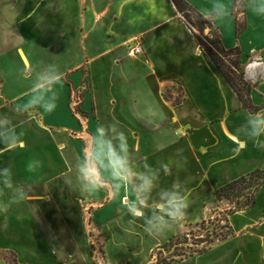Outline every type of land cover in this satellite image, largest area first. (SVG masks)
<instances>
[{"label":"crops","instance_id":"0c3cea01","mask_svg":"<svg viewBox=\"0 0 264 264\" xmlns=\"http://www.w3.org/2000/svg\"><path fill=\"white\" fill-rule=\"evenodd\" d=\"M18 1L24 3L11 7L10 28L0 27L2 34H17L11 43L0 41V264H149L158 247L205 220L218 189L264 171V145L253 144L250 113L170 0ZM185 1L212 18L226 49L239 48L245 79L254 86L251 104L264 112V0H243L246 29L238 38L235 0ZM30 17L44 18L46 34L59 32L53 43L59 51L48 63L58 70L48 69L49 75L37 74L28 44L19 39L34 34V21L21 22ZM136 45L142 53L129 58ZM70 48L79 54L72 67ZM5 57L16 71L6 68ZM83 69L89 96L79 97L80 109L91 111L89 125L71 106L81 94ZM49 77L56 81L47 83ZM121 131L132 171L111 189L106 142L119 150ZM93 152L107 183L82 193L78 170ZM141 176L153 181L148 194L138 191ZM169 192L189 204L183 227L172 222L163 236H150L146 219L163 215L158 205ZM137 200L143 219L127 210ZM229 225L230 238L176 264H264V184L249 208L229 216ZM91 237L102 243L100 259L91 254Z\"/></svg>","mask_w":264,"mask_h":264},{"label":"rangeland","instance_id":"374dc122","mask_svg":"<svg viewBox=\"0 0 264 264\" xmlns=\"http://www.w3.org/2000/svg\"><path fill=\"white\" fill-rule=\"evenodd\" d=\"M20 3L21 4H19L18 0H0V27L10 28L13 22V19L11 17L13 11L11 10V7L12 6L14 7V5L16 6L22 5L24 2L20 1ZM21 19L22 18H20L19 20L21 21ZM42 20H44V18L42 17L23 18L21 22L22 24H24L25 27L28 26L29 23L34 21L36 25V29H35L34 34L33 33H30V34L20 33L19 39L20 40L22 39L23 41H25V43L28 44L26 45L24 49L28 53H31L33 55V58H35V62L37 66L35 70L37 74H39L40 72L42 75L43 74L49 75L48 69L52 70V72L55 70H58V69L53 68L54 66L52 67L49 66V64L51 63L52 59L54 60L55 55H56L55 52L59 51V49H57L55 45L53 44L56 40L59 41V34H58L59 32L53 31L51 34H46L47 29L45 27L43 28V26L41 25ZM207 34H208V30H205L204 35H207ZM16 36L17 34L11 31V29H9L5 32V34L0 33V41L5 40L11 43L13 42V40L16 39ZM73 37L74 35L71 34V36H69V41L70 40L72 41ZM32 46H35V47H32ZM67 56H68L67 60L69 62L68 67L73 66V63L71 64L72 61H76L77 58H78L77 61L79 60V54L78 52H76L75 49H71V48L68 49ZM62 60H64V58H62ZM4 63L6 65V68H8L9 70L14 69V71H16L15 65H13L12 62L11 63L8 62L6 57H5ZM81 74H82L81 75L82 76V79H81L82 89H80L79 91L81 92V94L75 95L77 99L78 97H80L81 99H84L89 96L88 76L84 69L82 70ZM174 89L177 91L178 87L174 86ZM73 99L75 100V98ZM74 109H75V112L74 113L72 112L73 116H75L78 120L86 121V119H89L87 121V125H89L91 121L90 118L92 116L91 111L83 112L81 111L80 106ZM75 114L78 116H76ZM247 193L248 191L243 192L241 196L236 199L233 198V199H230L229 201L222 200L220 202L216 201L215 203H213V208L211 209L210 213L207 215L205 220L189 228L182 229L179 233L173 236V242L169 246L163 247L161 245L160 249L155 252L152 262L149 264H157V262H169V260L171 259L180 260L178 257L179 255H188L192 251H195V250L198 251L203 248L208 249L214 246L215 244L225 241L228 238H230L229 233L231 231H229V228L231 230L232 228L228 224L229 216L227 215L233 212L234 209L238 210V209H241V207L247 206L249 208L251 206L250 205L251 198H248L249 196ZM226 220H228V222H226ZM91 241L97 243V239H93L92 237L90 238V242ZM100 242H98L96 245L98 246L99 244H102ZM208 242L212 243L210 244V247H209ZM101 250H102L101 246L97 247V249H95L94 252L92 251L91 253L92 256L97 259H100ZM195 255H198V254H195ZM142 258H143V255L137 256L136 258H134V260L136 261V263H139V261H141ZM186 258H183L182 260ZM8 260H12V257L9 256Z\"/></svg>","mask_w":264,"mask_h":264},{"label":"trees","instance_id":"16d2710c","mask_svg":"<svg viewBox=\"0 0 264 264\" xmlns=\"http://www.w3.org/2000/svg\"><path fill=\"white\" fill-rule=\"evenodd\" d=\"M170 1L182 17L188 29L193 34L198 45L214 65L219 75L236 95L239 103L241 104V107L247 110L250 114L261 111L260 108L255 107L251 104L250 95L254 89V86L245 79L244 69L240 60L239 48L235 47L226 49L223 46L221 34L219 33L217 27H215V25L213 24L212 18L204 17L192 6H190L185 0ZM232 12L235 18V35L238 38L246 29L245 6L243 0L234 1ZM239 13H243L244 18L242 21L237 18ZM205 30H208L207 35H204ZM174 102L178 103V98ZM262 184H264V171H255L246 176L240 177L218 189L215 192V199L217 202H220L222 200L229 201L233 198H239L243 192L248 191V198H251L250 205H252L254 193ZM246 208L248 207H241V209L238 210L234 209V211L227 216L233 215L235 212L244 210ZM226 222H228V220H226ZM229 231H231L229 233V237H231L233 232L230 228ZM172 242L173 238L162 246L167 247ZM208 243L210 247V244L212 243ZM160 247H158L153 252L150 257V261L153 260L155 252L158 251ZM206 250V248H203L198 251H192L188 255H179L178 257L180 260H182L183 258L191 257L195 254H201ZM180 260L171 259L169 260V262H157V264H176ZM13 261H9V264H14Z\"/></svg>","mask_w":264,"mask_h":264},{"label":"clouds","instance_id":"9594fccd","mask_svg":"<svg viewBox=\"0 0 264 264\" xmlns=\"http://www.w3.org/2000/svg\"><path fill=\"white\" fill-rule=\"evenodd\" d=\"M55 81V77L47 78V83L49 84ZM54 107V104L46 105L48 110H52ZM247 123L250 128V137L253 140V144L255 146L264 145V140L260 139L261 136H264V112L249 114ZM98 132L101 136H104L105 130L103 126L98 128ZM117 139L119 140V150L113 147L111 141L106 142L107 158L109 162L104 167L105 170H111V178L113 180V184L110 185L111 189H113V187H118L119 183L127 182L132 171L129 167L127 158L128 145L125 133L123 131L117 133ZM5 174H7V170H5ZM140 179L142 182L138 186V191L145 194L150 193L153 188L152 179L147 176H141ZM106 183L107 180L100 173L98 154L93 152L92 157H86L85 162L79 167L76 186L82 193H92ZM115 194L117 195L118 193ZM158 207L160 213H163V215H153L151 218L146 219L145 222V231L150 236H163L172 222L179 223L183 227L186 209L189 207L186 198L181 196L178 192H169L164 194V203L158 205ZM127 210L134 218L143 219L145 217L143 201L141 200L128 203Z\"/></svg>","mask_w":264,"mask_h":264},{"label":"built area","instance_id":"2783aa9c","mask_svg":"<svg viewBox=\"0 0 264 264\" xmlns=\"http://www.w3.org/2000/svg\"><path fill=\"white\" fill-rule=\"evenodd\" d=\"M142 53V48L140 45H136L132 48H130L128 51H127V56L129 58H136L138 55H140ZM75 98V100L73 99ZM73 98H71L72 102H71V106L73 107V113L75 112V109L76 107L80 106V98L78 97V99L76 97L73 96ZM76 115V114H75ZM78 116V115H76ZM98 243V242H97ZM97 243L95 242H92L91 241V250L94 252L95 249H97V247H100L101 244H99L98 246L96 245Z\"/></svg>","mask_w":264,"mask_h":264}]
</instances>
